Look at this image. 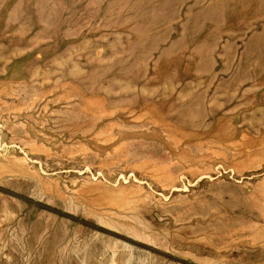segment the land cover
Wrapping results in <instances>:
<instances>
[{"label": "rangeland", "instance_id": "obj_1", "mask_svg": "<svg viewBox=\"0 0 264 264\" xmlns=\"http://www.w3.org/2000/svg\"><path fill=\"white\" fill-rule=\"evenodd\" d=\"M0 264H264V0H0Z\"/></svg>", "mask_w": 264, "mask_h": 264}]
</instances>
